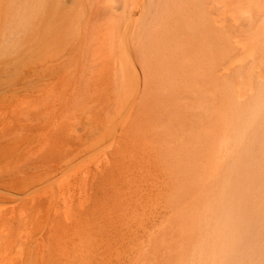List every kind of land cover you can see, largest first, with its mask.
I'll use <instances>...</instances> for the list:
<instances>
[{
    "label": "rangeland",
    "instance_id": "374dc122",
    "mask_svg": "<svg viewBox=\"0 0 264 264\" xmlns=\"http://www.w3.org/2000/svg\"><path fill=\"white\" fill-rule=\"evenodd\" d=\"M258 87L264 0L51 6L44 48L0 53V264H264ZM228 210L257 232L220 253Z\"/></svg>",
    "mask_w": 264,
    "mask_h": 264
},
{
    "label": "bare ground",
    "instance_id": "6f19581e",
    "mask_svg": "<svg viewBox=\"0 0 264 264\" xmlns=\"http://www.w3.org/2000/svg\"><path fill=\"white\" fill-rule=\"evenodd\" d=\"M67 0H0V53H7V54H10V53H15V54H22L23 52H26L27 50L29 51H34L36 49V47L38 45H40L42 48L45 47V44H46V40H47V27H48V14H49V11H50V8L51 6L54 8V9H58L61 7V4L66 2ZM147 1V0H146ZM158 1V0H157ZM71 2V1H70ZM87 2V1H86ZM88 3V2H87ZM148 7V6H147ZM138 9V8H137ZM117 10V9H116ZM188 12V11H187ZM59 15V14H57ZM86 30V29H85ZM124 33V32H123ZM127 35V34H126ZM126 37V36H125ZM127 39V38H126ZM125 41V40H124ZM124 44V43H123ZM126 44V43H125ZM127 49V47H126ZM130 57V56H129ZM261 83V82H260ZM263 84V83H262ZM261 84V85H262ZM257 85V84H256ZM260 84H258L257 86H259ZM263 87V86H261ZM261 87H258L260 90ZM264 88L261 89V92L262 93ZM259 92V91H258ZM259 94V93H257ZM264 94V92H263ZM261 94V96L259 97H264V95ZM260 95V94H259ZM263 95V96H262ZM43 99V98H42ZM259 99V98H258ZM261 100V104L258 103L259 101ZM263 101H264V98H263ZM257 102V101H256ZM257 103H254V105L252 106V111L253 113H255L253 115V117L257 114V113H260V111L263 113L264 109H263V106L264 104H262V99H259ZM231 105V104H230ZM233 117V116H232ZM249 117V116H248ZM250 120V117L248 118ZM232 121V120H231ZM252 122V121H251ZM263 126V125H262ZM256 128V127H255ZM31 129V128H30ZM243 129V128H242ZM254 129V128H253ZM257 129V128H256ZM239 130V129H238ZM258 130V129H257ZM252 131V130H251ZM260 131V130H259ZM237 132V131H235ZM243 132V131H242ZM254 132V131H252ZM262 132V131H261ZM257 134V132H255ZM253 134V133H251ZM255 134V135H256ZM264 135V133H263ZM238 136V135H237ZM258 136V134L256 135ZM259 137V136H258ZM263 137V136H262ZM245 139V138H244ZM260 138H258L259 140ZM257 140V139H256ZM263 140V139H262ZM244 141V140H243ZM258 142V141H257ZM264 142V141H263ZM243 144V142H242ZM251 144V143H250ZM256 144V143H255ZM259 144V143H258ZM248 145V144H247ZM254 145V144H253ZM257 146V145H256ZM255 146V147H256ZM263 148H264V144L262 145ZM261 146V147H262ZM257 148V147H256ZM247 149V148H245ZM249 149V148H248ZM247 149V150H248ZM260 149V148H259ZM236 150V149H234ZM252 150V149H250ZM254 150H256L254 148ZM259 151V150H258ZM240 152V151H239ZM257 152V151H255ZM260 152V151H259ZM249 153V152H248ZM253 153V152H252ZM262 153V152H261ZM257 154V153H256ZM264 154V153H263ZM239 155V154H238ZM237 155V156H238ZM250 155V154H249ZM259 155V154H258ZM262 155V154H261ZM241 157V156H240ZM251 158H249L250 160ZM257 160V159H256ZM247 161V160H246ZM233 162V161H232ZM238 163V162H237ZM231 164V163H230ZM250 164V163H249ZM252 164V163H251ZM250 164V165H251ZM255 164V163H254ZM246 165V164H245ZM248 165V164H247ZM252 167V166H251ZM242 168V167H241ZM249 168V167H247ZM237 169V168H236ZM253 169V168H251ZM229 170V169H228ZM242 170V169H241ZM254 170V169H253ZM252 170V171H253ZM243 171V170H242ZM242 171H241V174H242ZM251 171V170H250ZM256 171V170H255ZM229 172V171H228ZM249 172V171H248ZM259 171H257L256 173H258ZM233 173V172H232ZM236 173V172H235ZM262 173V172H261ZM260 173V174H261ZM255 174V173H254ZM223 175V174H222ZM245 175V174H244ZM258 175V174H257ZM257 175L255 174L254 176V179L253 180H256L255 177H257ZM239 176H240V173H239ZM242 177H243V174H242ZM241 177V178H242ZM228 179V178H227ZM241 180V179H240ZM244 180V179H243ZM252 180V181H253ZM262 183L263 180L259 179ZM228 181V180H227ZM258 181V180H257ZM236 182V180H235ZM225 183V181H224ZM250 183V182H249ZM255 183V182H253ZM228 184V183H227ZM232 184V183H231ZM237 186H239L240 184V181H239V184H238V181H237ZM262 185V184H261ZM259 185V186H261ZM251 186L255 187L254 185L251 184ZM250 186V187H251ZM256 186L258 187V184L256 183ZM235 187V186H234ZM246 187H247V184H246ZM248 187V188H250ZM260 188V187H259ZM230 189V188H229ZM254 189V188H253ZM258 189V188H256ZM219 190V189H218ZM225 190V189H224ZM235 190V189H234ZM246 190V189H245ZM264 190V189H263ZM243 191V190H242ZM251 191V189H250ZM228 192V191H227ZM233 192V191H232ZM235 192V191H234ZM240 192V191H239ZM238 192V193H239ZM248 192V191H247ZM251 192H254V191H251ZM250 192V193H251ZM231 195V193H230ZM235 195V194H234ZM233 195V196H234ZM248 196H249V193H248ZM251 196V195H250ZM236 197V196H235ZM238 197V196H237ZM252 197V196H251ZM250 197V198H251ZM255 197V196H254ZM260 197V196H259ZM239 198V197H238ZM249 198V197H248ZM225 199V198H224ZM235 199V198H234ZM245 198H243L244 200ZM251 200V199H249ZM261 200V199H260ZM230 201V200H229ZM237 201V200H236ZM239 201V199H238ZM258 201V200H256ZM264 201V200H263ZM235 202V200L233 201ZM231 203V202H230ZM238 203H241V202H238ZM248 203V202H247ZM258 203V202H257ZM263 203V202H262ZM243 204V203H242ZM259 204V203H258ZM257 204V205H258ZM241 205V204H240ZM263 205V204H262ZM209 206V205H207ZM231 206V205H230ZM242 206V205H241ZM240 206V207H241ZM252 206V205H251ZM244 207V206H243ZM246 208V207H245ZM253 208V207H252ZM251 208V210H252ZM226 209V207H225ZM239 209V208H238ZM244 209V208H243ZM259 209V208H258ZM224 210V208H223ZM223 210L221 209V211L223 212ZM248 210V209H247ZM220 211V210H219ZM235 211V209H234ZM243 211V210H242ZM246 211V210H245ZM250 211V210H249ZM264 211V209L262 210V212ZM241 212V210H240ZM248 212V211H247ZM262 212L260 213V215H262ZM234 213V212H232ZM238 213V212H236ZM248 213H251V212H248ZM243 214V213H242ZM247 214V213H246ZM245 214V216H246ZM210 215V214H209ZM219 215V214H218ZM221 215V221H222V229L220 228V230L218 231V233H216L217 235V238L219 240L218 242V248L217 250L221 252H225L226 249H228L229 247L231 249H236V244L237 242H231L227 239V243H226V236L229 234L231 235L232 232H236V235L237 233H245L248 231V229L246 230L245 227L243 226H240L241 224L239 225H232L230 223V217L232 215H230L229 213V210L228 211H224V213L220 214ZM253 215V214H252ZM251 215V216H252ZM259 215V213H258ZM208 216V215H207ZM238 216V214H237ZM235 216V217H237ZM241 216V215H239ZM202 217V216H201ZM234 217V216H233ZM243 217H244V214H243ZM254 216H252L251 218H253ZM205 218V217H204ZM246 218V217H244ZM255 218V217H254ZM262 218V217H260ZM264 219V218H263ZM211 220V219H210ZM238 220V219H237ZM241 220V218H240ZM244 220V219H243ZM216 221V220H215ZM232 221V220H231ZM239 221V220H238ZM247 222L248 220H244V222ZM256 221H259L258 219V216H257V219ZM237 222V221H236ZM245 222V223H246ZM263 222V221H262ZM242 223V222H241ZM250 223H251V220H250ZM249 223V224H250ZM253 223H255V221L253 222L252 220V227H254ZM264 224V223H263ZM248 225V223H247ZM246 225V226H247ZM216 226V225H215ZM221 226V225H220ZM258 226H261V224H259ZM257 227V226H256ZM255 227V229H256ZM264 227V225L262 226ZM251 228V226H250ZM227 229H228V234H227ZM251 230V229H250ZM261 231H263L261 228L259 229ZM252 231L253 232H257V230L254 231V229H252L251 231H248L252 234ZM247 232V233H248ZM264 232V231H263ZM211 234V233H210ZM261 233L258 232V235H260ZM213 235V234H212ZM215 235V234H214ZM213 235V236H214ZM249 235V233H248ZM257 236V235H256ZM262 236V235H261ZM260 236V237H261ZM239 237V236H238ZM241 237H243L241 235ZM252 237V236H251ZM254 237V236H253ZM252 237V238H253ZM231 238V237H230ZM246 238H249L246 237ZM258 238V237H257ZM212 239V237H211ZM238 239V245L240 244L239 242V239L240 238H236ZM242 239V238H241ZM262 239V238H261ZM264 239V238H263ZM259 241V239H256V241ZM213 241V240H212ZM244 241V240H243ZM246 241V240H245ZM248 241V239H247ZM249 241H254L252 239H250ZM261 241V240H260ZM215 242V241H214ZM217 242V241H216ZM264 242V240H263ZM253 243V242H252ZM251 245H254L252 244ZM260 243V242H259ZM199 244V243H198ZM216 244V243H215ZM230 244V245H228ZM243 244V243H242ZM247 244V243H246ZM245 244V245H246ZM249 245V243H248ZM261 246V244H259ZM264 245V244H262ZM198 246V245H197ZM244 246V245H243ZM243 246H239V247H243ZM238 247V246H237ZM259 247V246H257ZM204 248V247H203ZM214 248V247H213ZM230 249V250H231ZM246 249V248H243V250ZM203 250V249H202ZM211 250V249H210ZM237 250V249H236ZM235 250V251H236ZM253 250V249H252ZM202 252V251H201ZM230 252V251H229ZM234 252V251H233ZM240 252V251H239ZM243 252V251H242ZM219 253V254H220ZM241 253V252H240ZM239 253V254H240ZM193 254V253H192ZM206 254V253H205ZM216 254V253H215ZM232 255L228 254V259L225 260L226 262L224 264H236V262L238 260H235L234 259H237L234 257L233 253L231 252ZM238 253H236L237 255ZM243 254V253H241ZM204 255V254H202ZM245 255V254H244ZM213 256V255H212ZM218 257V255H217ZM240 257V256H239ZM249 257V256H248ZM241 258V257H240ZM247 258V257H246ZM218 259V258H217ZM226 258H223L222 260H224ZM188 262V261H187ZM214 262V261H213ZM221 263V262H220ZM238 263V262H237ZM199 264V263H198ZM246 264V263H245Z\"/></svg>",
    "mask_w": 264,
    "mask_h": 264
}]
</instances>
